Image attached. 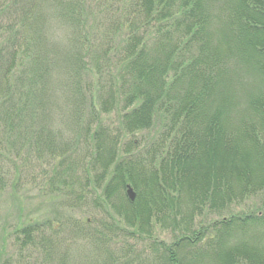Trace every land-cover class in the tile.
Returning <instances> with one entry per match:
<instances>
[{
    "label": "trees",
    "instance_id": "16d2710c",
    "mask_svg": "<svg viewBox=\"0 0 264 264\" xmlns=\"http://www.w3.org/2000/svg\"><path fill=\"white\" fill-rule=\"evenodd\" d=\"M35 178L0 264H264V0H0V195Z\"/></svg>",
    "mask_w": 264,
    "mask_h": 264
},
{
    "label": "rangeland",
    "instance_id": "374dc122",
    "mask_svg": "<svg viewBox=\"0 0 264 264\" xmlns=\"http://www.w3.org/2000/svg\"><path fill=\"white\" fill-rule=\"evenodd\" d=\"M56 16H50L49 19L56 20ZM49 20L47 27H46V34L47 37H50L52 42L54 43L53 46H56L58 50V54L56 57V63H53L54 65L49 70V78L51 80H68L67 75V69L69 68L68 61L65 57H63V49H64V43L61 40L64 38L65 30L63 27L56 26L53 24V22ZM53 48L51 45L48 46V52L54 53V51L51 49ZM69 50V48H68ZM67 50V51H68ZM247 71V70H246ZM251 77V75L249 76ZM250 80V79H248ZM133 105V104H132ZM132 108V107H130ZM115 117V116H114ZM156 124V123H155ZM156 126H158L156 124ZM158 129L152 128L150 130H143L142 134L144 136H157ZM140 135V134H139ZM219 143V142H217ZM219 146V145H218ZM220 147V146H219ZM220 155V154H219ZM212 156V162L217 163L218 170H221V161L223 159L216 157L214 154H211ZM213 164V163H210ZM207 175V173L202 174L200 177L201 180L204 179V177ZM35 178L31 181H26V186H23L19 192L22 193V195L19 196V199L13 198L10 195H7L4 193V195H0V250L4 253L10 252V251H18L17 249L20 247L19 244V237L17 232H14L13 227L17 225L18 222V216L21 218H50V216L53 218V222H57L54 218L53 212H56L58 210H61V195L56 196L55 193H52L49 187V184H42L39 187L38 179ZM64 197V196H63ZM252 204L250 200L244 201V203H237L231 205L232 210L237 209H244L248 205ZM78 215V214H75ZM209 215L215 219L220 217V214L213 213L211 214L209 212ZM22 221V220H21ZM20 221V222H21ZM158 230V229H157ZM159 236L161 238H165L167 240L170 239V233L167 231H160ZM21 238V237H20ZM28 245V243H27ZM27 249L31 246H27ZM27 258L28 261H33L34 259ZM33 264V263H28Z\"/></svg>",
    "mask_w": 264,
    "mask_h": 264
},
{
    "label": "water",
    "instance_id": "95a60500",
    "mask_svg": "<svg viewBox=\"0 0 264 264\" xmlns=\"http://www.w3.org/2000/svg\"><path fill=\"white\" fill-rule=\"evenodd\" d=\"M126 193H127V197H129L131 200L134 199L135 197V191L133 189V187H131V185L128 183L126 184Z\"/></svg>",
    "mask_w": 264,
    "mask_h": 264
}]
</instances>
